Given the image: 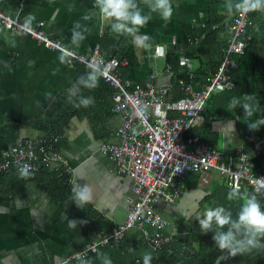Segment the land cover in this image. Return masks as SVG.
<instances>
[{
	"label": "crops",
	"instance_id": "obj_1",
	"mask_svg": "<svg viewBox=\"0 0 264 264\" xmlns=\"http://www.w3.org/2000/svg\"><path fill=\"white\" fill-rule=\"evenodd\" d=\"M172 3L174 13L167 27L153 14L151 21L141 29L142 35L150 37V47L133 46L138 66L127 78L134 82L147 81L153 70L156 73L153 81L160 85L170 84L176 77L188 78L183 67H179L175 75L163 71L169 46L178 44L185 53L193 31L206 19L209 6L224 14L225 20L231 19L222 8V0H172ZM92 5L93 0H0V10L20 21L28 16L35 17L33 22L43 21L46 34L69 49L72 48L73 23L80 21L89 29L87 38L74 50L82 54H87L98 42L104 28H109ZM85 14L92 18L84 21ZM154 45L163 46L164 57L151 56ZM59 55V51L42 47L28 34L0 30V152L18 138L43 135L34 124L47 118L56 108H73L66 100V92L78 78L77 71L73 64L62 65ZM181 56L189 58L191 74L197 66L196 60L185 54ZM29 61L34 63L29 65ZM92 92L88 95L94 96L95 103L87 110L92 107L97 112L85 110L71 117L62 128L57 147L68 165L70 187L73 179L81 186H91L94 200L88 206L100 221L110 225V230L125 218L127 199L132 195L131 179L116 172L108 155L98 149L100 143L114 140L112 132L119 123V116L108 108L110 96L105 97L103 89ZM46 93H51V98H46ZM96 93L100 94L97 98ZM228 121H233L234 129L227 126ZM237 121L214 118L211 122V130L217 132L215 147L225 156L245 143L244 132H239L242 124ZM185 144L190 146L191 143L186 140ZM263 155L251 159L252 168L259 172H264ZM218 175L217 172L211 176L208 171L183 173L179 178L181 194L175 203L158 204L156 209L169 215L175 228V222L182 217V223L187 226L190 220L187 217L201 212V200L221 182ZM43 181L46 180L39 176L22 180L16 171L0 175V264H76L73 252L83 250L92 264H101L98 257L103 255L115 264L114 245L86 250L99 232L108 230H95L84 213L68 209L56 200ZM69 219L78 222L76 229L68 227ZM123 238L127 246L133 248L134 230L125 232Z\"/></svg>",
	"mask_w": 264,
	"mask_h": 264
},
{
	"label": "built area",
	"instance_id": "obj_2",
	"mask_svg": "<svg viewBox=\"0 0 264 264\" xmlns=\"http://www.w3.org/2000/svg\"><path fill=\"white\" fill-rule=\"evenodd\" d=\"M248 16H232L223 56L215 72L200 89L194 90L189 82H184V78L176 77L177 84L185 93L176 100H166L172 83H155L154 70L143 83L121 77L119 67L125 65L126 60L116 54L102 52L98 43L87 54L75 52L76 59L72 64L86 67L89 62L97 60L107 66L101 81L112 91L110 111L119 116V123L112 132L114 140L100 143L98 149L108 155L116 172L131 179L132 194L127 199L123 222L106 232H99L86 250L118 245L125 232L134 227L139 228L152 250L161 249L176 235V228L162 218L156 208L158 204L175 203L181 194L179 178L185 172L205 173L214 169L222 175L227 186L238 184L242 189L252 188L256 179L264 178V172H254L240 145L225 156L215 146L202 141L187 147L184 138L192 126L202 121L201 112L209 95L232 86L227 71L234 65L231 55L240 54L250 38ZM24 25L25 21L0 10V30L28 34L37 44L49 50L59 51L65 47L46 34L43 21H35L29 28ZM171 43H175L173 38ZM151 49L152 57H164L162 45L151 46ZM177 63L187 70L190 77L189 58L180 56ZM163 71L170 72V66L165 63ZM170 112L173 115H169ZM59 137L51 141L45 140L43 135L18 138L13 145L0 152V173L17 171L19 161L30 164L33 172L51 169L58 175L68 174L67 162L55 146ZM242 138L251 144L256 154L264 151V134L247 131ZM178 169L180 172H177ZM170 250L168 247L167 252Z\"/></svg>",
	"mask_w": 264,
	"mask_h": 264
},
{
	"label": "trees",
	"instance_id": "obj_3",
	"mask_svg": "<svg viewBox=\"0 0 264 264\" xmlns=\"http://www.w3.org/2000/svg\"><path fill=\"white\" fill-rule=\"evenodd\" d=\"M225 18L224 14H219L218 11L209 6L206 19L202 22L203 25H199L193 31L190 44L187 45L185 53L180 50L178 44L169 46L166 51L165 63L170 66L173 75L179 71L178 68L180 66L177 61L182 54L196 60L197 66L192 70L191 76L188 78L183 77L184 82H189L194 90H198L204 85L203 83H205L206 79L215 72L223 56L224 44L230 36L228 25L231 22V19L227 21ZM248 19L250 38L246 41L240 54L231 55L234 65L227 71L232 86L227 90L213 93L206 99L201 112L202 121L200 124L192 126L185 134V140L191 143L190 146L186 145L187 147H191L200 141L206 142L212 147L215 146L217 132L211 130V122L214 118L225 121L243 117L242 108L230 110V112L227 110L230 100L234 96L239 97L244 93L257 95L262 111L256 113L253 119H258L261 115H264V14L250 13ZM211 26H215V28H211ZM109 31L108 27L104 28L98 37L97 43L100 50L107 55L116 54L119 58H124L126 63L119 67L120 76L123 78L129 77L131 72L138 66L133 45L129 42L128 38L116 37ZM194 40H197V42L193 43ZM73 66L77 71L78 77L86 70L83 64L74 63ZM100 89H103L105 97L111 95V89L101 79L99 87L96 90L100 91ZM83 94L88 95L93 94V92L84 90ZM99 95V93H96V98ZM184 95L185 93L182 88L177 84L176 80H173L172 86L165 98L171 101ZM108 108L110 109V104ZM85 110L87 108H77L74 106L69 110L56 108L47 118H44L42 121L36 120L37 122L34 124V127L43 132L45 140L51 141L54 137L61 134L62 128L66 126L71 117L77 116L80 111ZM87 111L97 112L92 107ZM169 115H173V112H170ZM241 119L237 121L242 124L239 130L243 132L249 131L247 125ZM255 131L264 134V125ZM243 141L245 143L241 147L250 162L253 157H261L263 155L264 151L256 154L251 144L245 140ZM55 146L57 147V145ZM253 170L255 173L260 171L259 169L256 170V168ZM12 171L14 172L15 170ZM33 173V178L39 176L41 179L46 180L43 181L45 187L56 200L60 201L68 209L75 210L81 214L84 213L88 217L89 222L95 226V230L106 231L110 228L109 224L100 221L98 215L88 205H85L84 209H80L74 203L71 204L69 199L71 187L68 182L67 173L58 175V173L51 169ZM220 177L221 182L201 200L199 204L201 207L200 213L206 207H214L216 205L230 206L233 211L236 210L237 205L234 203L230 204L226 199L228 186L224 182L222 175ZM251 189L247 187L243 190L250 191ZM195 216L188 220L187 226H184L182 223L183 217L176 221V235L158 250H152L149 247L141 235L139 228H130L134 230L136 242L133 243V248H129L123 238L118 245H114V248H116L114 250L115 264H142V255L149 251L153 254L152 264H214L221 253L215 248L211 232L207 234L199 232V225L194 219ZM97 224L99 225L97 226ZM169 224L171 223L169 222ZM168 247L171 249L169 252H167ZM219 264H264V249L259 250V254L253 253L244 257L237 256L232 259H224L222 257Z\"/></svg>",
	"mask_w": 264,
	"mask_h": 264
},
{
	"label": "clouds",
	"instance_id": "obj_4",
	"mask_svg": "<svg viewBox=\"0 0 264 264\" xmlns=\"http://www.w3.org/2000/svg\"><path fill=\"white\" fill-rule=\"evenodd\" d=\"M92 7L97 11L99 17L107 22L112 34L116 37H126L136 48L147 49L150 47V37L141 34L143 29L157 14L165 23L171 20L174 8L172 0H93ZM222 8L229 15L246 16L250 13L264 14V0H222ZM92 17L85 14L82 19L90 20ZM35 20L34 16L25 18V27L29 28ZM258 30V28H257ZM89 29L80 21H75L71 30V49L61 47L58 60L62 65L71 66L76 59L75 49H78L87 38ZM34 62L29 61V65ZM106 65L102 61L93 60L86 65L82 73L71 87L67 89L66 100L74 107L87 108L95 103L94 96L84 95V90L89 92L99 87L100 79L105 75ZM51 98V93L45 94ZM243 109L241 119L249 131L259 130L264 125V115L253 119L256 113L261 112L260 100L257 95L241 94L239 97H232L228 111ZM234 129L233 121H228L227 126ZM14 151V149H13ZM17 173L20 179L28 180L33 176L32 166L28 163L17 162ZM177 172H180L178 169ZM72 184L69 199L71 204L84 209L85 205L91 204L94 200L93 189L88 184L81 186L77 179L70 181ZM228 202L237 205L235 211L232 207L216 205L206 207L205 210L195 216L201 234L212 233V240L215 248L222 253L224 259H232L237 256H248L253 253L259 254L264 249V178L255 180L250 191L243 190L238 184H230L226 194ZM188 219H192L189 215ZM77 221L69 219L68 227L76 229ZM85 223V221H79ZM72 258L76 264H92L87 258L85 250L73 252ZM101 264H112V260L103 255L98 257ZM152 252H145L142 255V264H152Z\"/></svg>",
	"mask_w": 264,
	"mask_h": 264
},
{
	"label": "rangeland",
	"instance_id": "obj_5",
	"mask_svg": "<svg viewBox=\"0 0 264 264\" xmlns=\"http://www.w3.org/2000/svg\"><path fill=\"white\" fill-rule=\"evenodd\" d=\"M241 131H242V130H239V132H241ZM246 132H247V131H246ZM244 133H245V132H244ZM244 133H243V134H244ZM255 133H256V134H260V133H258V132H256V131H255ZM243 134H242V136H243ZM242 139H243V138H242ZM208 172L211 174V176L217 175V171L214 170V169H210V170H208ZM219 175H220V174H219ZM219 175H218V176H219ZM157 211H158V210H157ZM158 213H159V214H160L165 220H167V221H169V222H172V221H170V216H169V215L163 214V212H161V211H160V212L158 211ZM171 219H174V218L171 217Z\"/></svg>",
	"mask_w": 264,
	"mask_h": 264
},
{
	"label": "water",
	"instance_id": "obj_6",
	"mask_svg": "<svg viewBox=\"0 0 264 264\" xmlns=\"http://www.w3.org/2000/svg\"><path fill=\"white\" fill-rule=\"evenodd\" d=\"M221 259H222V253L219 255V257L217 258V260L214 264H219Z\"/></svg>",
	"mask_w": 264,
	"mask_h": 264
},
{
	"label": "bare ground",
	"instance_id": "obj_7",
	"mask_svg": "<svg viewBox=\"0 0 264 264\" xmlns=\"http://www.w3.org/2000/svg\"><path fill=\"white\" fill-rule=\"evenodd\" d=\"M167 221V220H166ZM168 222V221H167ZM169 223V222H168ZM128 231V230H127Z\"/></svg>",
	"mask_w": 264,
	"mask_h": 264
}]
</instances>
